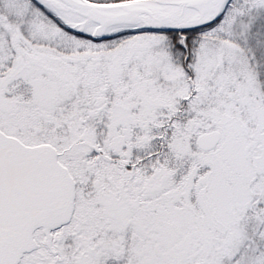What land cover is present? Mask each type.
<instances>
[{"label":"snow or ice","instance_id":"snow-or-ice-1","mask_svg":"<svg viewBox=\"0 0 264 264\" xmlns=\"http://www.w3.org/2000/svg\"><path fill=\"white\" fill-rule=\"evenodd\" d=\"M0 264H264V0H0Z\"/></svg>","mask_w":264,"mask_h":264}]
</instances>
